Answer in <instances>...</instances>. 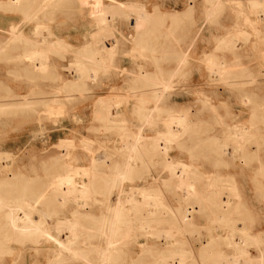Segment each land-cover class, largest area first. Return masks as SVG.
Segmentation results:
<instances>
[{
    "label": "rangeland",
    "instance_id": "rangeland-1",
    "mask_svg": "<svg viewBox=\"0 0 264 264\" xmlns=\"http://www.w3.org/2000/svg\"><path fill=\"white\" fill-rule=\"evenodd\" d=\"M36 1L41 0L26 2L32 8ZM256 1L264 4V0ZM215 3L216 0H55L43 8L38 15L45 25L41 32L46 31L45 35L59 42L51 57L37 64L43 65L45 72L32 75L24 64L15 60V55L22 50L21 45L13 44L0 53V100L14 103L0 109V164L12 160L7 174L0 172V180L14 175L32 183L40 182L42 176L39 175L51 160H79L82 164L91 150L101 159L104 153L117 149L121 131L118 126L105 128L93 117L95 100L109 92L117 96L130 95L152 85L157 74L165 75L174 65V51L188 46V64L182 74L174 78L176 88L156 101V108L150 112L151 121L143 126V132L150 135L163 130L164 118L185 112L190 120L188 134L173 145L169 159L193 161L206 175L217 174L216 183L226 180L233 184L235 194L229 197L232 203L238 204L239 219L231 222L260 229L264 238V59L253 47L251 35L246 41L239 38L233 49L221 40L240 23L239 9L249 11L250 0ZM104 5L114 6L113 12H116L110 21V34L101 39L107 46L114 45L113 67L108 73L99 70L97 78L89 81L86 93L80 94L67 71L71 68L70 60L82 51V45L95 29L92 9ZM251 13L254 12L248 15L253 20L256 16ZM258 19L256 28L264 33V14ZM15 26L21 27L25 35H32V25L22 21L21 11L10 1L0 0V40L7 38ZM243 28L250 32L247 27ZM144 41L154 49L153 58L139 57L134 51ZM208 57L225 64L237 63L236 68L241 67L250 75L236 78L254 77L256 81L241 87L224 84L217 73L208 71ZM198 90L205 91L207 97L202 98ZM62 94L71 96L63 115H47L44 101L49 96ZM253 104H257L256 107L253 108ZM152 105V100L141 103L130 95L126 105L121 106L124 125L136 130ZM227 124L244 126L251 134L235 157L230 158L234 161L222 164L216 160L229 159L219 155L216 145L204 138L211 135L220 141L223 139L221 142L224 141L231 152L236 143L224 137ZM151 170L159 173L161 189L175 206L177 202L172 192L161 184L166 175L162 164L154 163ZM224 194L225 199L228 195ZM71 209L64 206L59 211L60 216L69 220ZM212 213L207 208L197 212L195 225L178 234L180 240L193 248L194 257L198 258L199 248L209 240L210 233L221 235L224 242L225 226H206ZM221 247H225L224 243ZM4 258L0 264H32L33 261L24 251ZM38 260L43 264V254L38 255Z\"/></svg>",
    "mask_w": 264,
    "mask_h": 264
},
{
    "label": "bare ground",
    "instance_id": "bare-ground-1",
    "mask_svg": "<svg viewBox=\"0 0 264 264\" xmlns=\"http://www.w3.org/2000/svg\"><path fill=\"white\" fill-rule=\"evenodd\" d=\"M8 1L21 11L25 24L31 23L32 35L22 33L19 26L13 27L9 36L0 40V53L13 44L21 45L22 50L15 55V60L37 76L45 72L43 65L37 64L51 57L59 45L43 33L46 31L41 32L45 25L38 17L40 11L55 0L36 1L32 8L27 0ZM220 1L216 0V3ZM248 7L247 12L239 9L240 23H236L221 40L233 49L239 38L246 41L251 35L253 47L264 59V33L256 28L258 16L264 14V4L250 0ZM113 8L104 5L92 9L95 29L82 45V51L70 60L72 70L68 67L70 71L67 69V72L74 78L80 94L86 93L89 81L97 78L99 70L108 73L113 67V41L107 46L101 40L110 34V21L116 15ZM251 11L256 14L251 13L256 16L253 20L248 15ZM134 51L139 57L153 58L154 49L145 41ZM174 53V65L165 75L157 74L155 83L130 93L136 96L137 102L153 101L136 130L124 125L121 106L126 105L129 94L117 96L109 92L95 100L93 117L101 126H118L121 131L117 149L104 153L101 159L91 150L82 164L79 160H51L39 175L42 178L37 184L14 175L0 180V262L13 252L24 251L33 258L32 264L42 263L38 260L40 254L45 257L43 264H264L263 231L231 222L239 219L236 215L238 204L232 203L229 197L235 194V186L226 180L216 183L217 174L206 175L193 161L169 159L173 145L188 134V115L185 112L169 115L162 122L163 130L150 135L143 132V126L151 121L150 112L156 108V101L164 93L174 90V78L182 74L188 64V46L178 48ZM207 60L210 74L217 73L224 84L241 87L256 81L254 77L236 78L250 75L239 67L240 64L236 68L237 63L216 62L212 57ZM197 92L202 98L207 97L205 91ZM69 97V94L49 96L44 101V112L49 116L63 115ZM5 101L8 100H0V109L14 104ZM256 105L253 104V108ZM227 127L225 139L228 136L231 143H236L231 152L224 141L221 142L223 139L220 141L211 135L204 138L216 145L219 155L229 159L216 160L222 164L234 161L230 158L235 157L251 134L250 129L239 124H227ZM158 162L166 171L161 184L172 192L177 202L175 206L161 189V176L151 170ZM10 163L12 160L1 163L0 172L5 174ZM222 194L228 196L224 199ZM64 206L72 207L69 220L60 216L59 211ZM206 208L213 212L207 218V228L223 225L227 230L224 242H221V235L210 233L209 240L199 248L197 258L193 256V248L180 240L178 234L194 226L196 213ZM53 226H56L55 230Z\"/></svg>",
    "mask_w": 264,
    "mask_h": 264
}]
</instances>
